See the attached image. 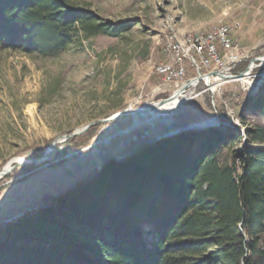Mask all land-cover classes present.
Returning <instances> with one entry per match:
<instances>
[{
  "label": "trees",
  "instance_id": "16d2710c",
  "mask_svg": "<svg viewBox=\"0 0 264 264\" xmlns=\"http://www.w3.org/2000/svg\"><path fill=\"white\" fill-rule=\"evenodd\" d=\"M131 28L68 0H0V49L28 56L58 58ZM246 106L264 117V86ZM217 113L216 123L108 157L0 224V264H264V129L248 130L249 146L222 163L244 138Z\"/></svg>",
  "mask_w": 264,
  "mask_h": 264
},
{
  "label": "rangeland",
  "instance_id": "374dc122",
  "mask_svg": "<svg viewBox=\"0 0 264 264\" xmlns=\"http://www.w3.org/2000/svg\"><path fill=\"white\" fill-rule=\"evenodd\" d=\"M68 1L76 9H90L105 22H129L132 28L119 38L98 36L83 41L54 59L0 49V171L18 159L42 157L58 137L89 123L172 96L176 88L163 87L155 75L157 64L164 62V40L171 33L196 35L229 24L236 27L234 42L248 55L245 67L237 72H245L254 59H264V0ZM261 65L254 72L257 82L252 85L243 79V84L252 85L251 94L242 82H236L222 87L214 98L221 118L235 124L244 138L242 145L224 152L222 163H231L234 151L242 153L249 146L248 130L264 129V117L246 106L264 86ZM188 76L192 79L195 74L189 70ZM204 91L200 85V96L175 112L173 134L218 121L212 95ZM136 119L134 115L120 119L124 120L123 130ZM115 124L96 125L59 144L47 162L19 166L2 179L0 224L93 175L108 157L126 154L116 147L117 138L112 148L103 145L105 139L119 133H110ZM167 135L161 129L159 138ZM115 148L122 153L116 154Z\"/></svg>",
  "mask_w": 264,
  "mask_h": 264
},
{
  "label": "built area",
  "instance_id": "2783aa9c",
  "mask_svg": "<svg viewBox=\"0 0 264 264\" xmlns=\"http://www.w3.org/2000/svg\"><path fill=\"white\" fill-rule=\"evenodd\" d=\"M235 28L229 24H219L210 32L200 33L192 37H175V33L166 36L163 43L164 62L157 66V73L155 74L161 80L162 86L174 87L176 88L174 94L178 93L191 80L188 71L192 70L195 74L194 78L202 76L199 86L203 85L205 87L204 93L209 92L212 95V103L216 111L214 102L216 94L222 87L236 83L234 81L240 78L235 80L222 79L213 74L223 72L227 75H239L240 73L237 72L239 65L247 62L246 59L248 58L247 54L241 53L239 45L233 40L232 34ZM261 66L260 63H255L254 69L247 72L246 79L252 82V85L257 82L258 78L254 72L259 70ZM241 84L251 94L252 85ZM183 94H187L186 91L179 98ZM199 96L200 94L196 90L191 94L188 103ZM174 114L173 112H165L159 116L148 115L137 118L134 120L133 126L115 136L108 137L103 141V145L106 148H112L114 138H117L116 147L126 152L139 142L159 137L161 129L165 133H173L176 128ZM98 154L101 156L104 152H98Z\"/></svg>",
  "mask_w": 264,
  "mask_h": 264
},
{
  "label": "water",
  "instance_id": "95a60500",
  "mask_svg": "<svg viewBox=\"0 0 264 264\" xmlns=\"http://www.w3.org/2000/svg\"><path fill=\"white\" fill-rule=\"evenodd\" d=\"M255 63H261L264 65V60L262 61L261 59H254L251 62V65L247 68V70L243 73H240L239 75H232V74H225L223 72H216L213 75L214 76H219L222 79H229V80H235L238 78H244L247 75V72L250 71V68L252 67V64ZM202 80V76H198L196 78H193L191 80H189L182 88L181 90L170 96L167 99L161 100L158 102L159 105H163L175 98H179L180 96H178L180 93L182 94L183 92L186 91L187 94H192L197 90V87L199 86L200 81ZM152 113L151 110H145L142 111L140 109H134L133 111L130 109L121 111L115 115H113L110 118L104 119V120H98V121H94L92 123H89L88 125H86L85 127H83L80 130L75 131L72 134H67V135H62L60 137H58L56 140L53 141V143L51 144V146L46 150V152L43 154L42 157L38 158V159H34L31 161H21V162H13L12 164L9 165V167H5L3 170L0 171V181L4 178H6L7 176H9L17 167L19 166H34V165H38V164H42L47 162L56 152L57 147L59 144L66 142L68 140L71 139H75L79 136H82L83 134L87 133L92 127L96 126V125H100V124H109V123H113L116 122L124 117L127 116H131V115H141V116H148ZM176 129V128H175ZM174 132V131H173ZM173 134V133H172Z\"/></svg>",
  "mask_w": 264,
  "mask_h": 264
},
{
  "label": "bare ground",
  "instance_id": "6f19581e",
  "mask_svg": "<svg viewBox=\"0 0 264 264\" xmlns=\"http://www.w3.org/2000/svg\"><path fill=\"white\" fill-rule=\"evenodd\" d=\"M196 35H198V34H196ZM192 36H194V35L178 36L175 33V37H192ZM261 60L263 61L264 59H261ZM157 66H158V64H157ZM157 66L155 67V74L157 73ZM253 69H254V64H252V67L250 68L249 72H251ZM244 78H246V77H244ZM244 78H240L239 80H236L234 82H242L243 83ZM248 84L250 85V82ZM180 95H181V93L178 96H180ZM190 97H191V94H183L181 98H179V99L175 98V99H173V100H171V101H169L163 105H159L158 103H152V104L149 103L146 106H144V108H141L140 110H142V111L151 110L152 113L150 115H154V116H159L165 112L175 113L179 108H181L182 106H184L188 103V101L190 100ZM130 110L133 111L134 109H130ZM134 116H136L137 118L145 117V116H141V115H137V114H135ZM167 134H172V133H167ZM159 137L151 138V140L142 141V142L137 143V145L133 146L132 149L126 151V155L139 150L142 146H148V145L155 143L157 140L160 139ZM21 161H23V160L18 159L14 162H21ZM12 163H10V164H12ZM9 165L7 167H9Z\"/></svg>",
  "mask_w": 264,
  "mask_h": 264
},
{
  "label": "crops",
  "instance_id": "0c3cea01",
  "mask_svg": "<svg viewBox=\"0 0 264 264\" xmlns=\"http://www.w3.org/2000/svg\"><path fill=\"white\" fill-rule=\"evenodd\" d=\"M124 123V120H120L119 122H117L114 126H112L111 128H110V133H112V134H114V133H117V132H120V131H122L124 128L122 127V124ZM116 150H114V152L116 153V154H118V153H122V151H120L119 149H117V148H115ZM125 156H127L126 154H123V156L122 157H125ZM117 158V157H116Z\"/></svg>",
  "mask_w": 264,
  "mask_h": 264
}]
</instances>
